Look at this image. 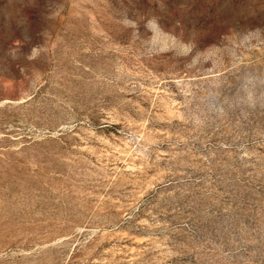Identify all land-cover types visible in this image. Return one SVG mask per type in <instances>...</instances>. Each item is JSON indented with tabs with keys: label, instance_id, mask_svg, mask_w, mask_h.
Listing matches in <instances>:
<instances>
[{
	"label": "rangeland",
	"instance_id": "374dc122",
	"mask_svg": "<svg viewBox=\"0 0 264 264\" xmlns=\"http://www.w3.org/2000/svg\"><path fill=\"white\" fill-rule=\"evenodd\" d=\"M0 264H264V0H0Z\"/></svg>",
	"mask_w": 264,
	"mask_h": 264
}]
</instances>
